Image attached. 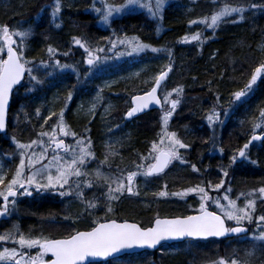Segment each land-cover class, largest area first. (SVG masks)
Here are the masks:
<instances>
[{"label": "trees", "instance_id": "trees-1", "mask_svg": "<svg viewBox=\"0 0 264 264\" xmlns=\"http://www.w3.org/2000/svg\"><path fill=\"white\" fill-rule=\"evenodd\" d=\"M80 1L82 0H62V11L59 14V19L55 21V23L60 24V27L57 28L54 26L53 20L49 19L48 14H44L43 18H37L41 11L40 2L42 1L40 0H0V26L8 25L14 31L32 29V36L25 42L24 47V56L30 61L49 60L46 51L49 45L58 50L57 53L61 54L59 57L67 58L63 53L69 52L71 57L76 60L83 57V51L73 43V37H80L83 40H88L89 43V38H93V41H105L104 44H106V39L110 35L109 29L93 30L94 36L89 35L87 30L92 28L90 27V20L84 19L86 15L79 17L80 19L74 14L67 15L69 10L75 12V9L78 8V4L72 2ZM115 1L124 2V0ZM224 3L232 6L243 5L247 9L244 19L237 23H224L215 30V33L203 25L188 24L191 19L210 15L214 9L219 8ZM252 3L264 5V0H215V2L210 0L204 2L202 6L189 3L182 7H177V2H173L165 7L157 27L151 18L142 19L144 23L137 20L138 17L144 16V13L128 17L127 22L131 23L130 29L119 30V37L137 36L141 41L153 47L171 49L172 57L170 60L166 51L160 53L147 51L136 57V60L130 62L127 59L129 64L119 66L124 71H130L133 67L138 69L142 64L146 65V69L139 71V75L121 80L105 90L106 94L115 100V105L110 109L109 118L106 117L107 121L105 122L107 124L114 119L117 121L113 127L114 131H110V134L103 138L107 141L111 139L116 141L112 146L115 151L117 150V154L109 157L110 164L113 166L111 170L115 175H118L119 172L116 170L126 166H134V162L136 164L141 163L139 157L141 155L147 156L151 143L159 139L158 134L161 133L162 128L161 116L163 111L167 110V105L163 109L146 112L130 121L124 119V113L130 106L131 95L147 90L158 72L166 68L169 63L172 64V70L163 85V93L170 92L177 86H183V93L181 103L169 120L168 131L176 132L184 143L190 145L189 148L180 150V153L190 164L174 163L160 176L147 179L150 180L148 181L150 186L147 188L143 189L144 182L140 183L139 195L127 197L124 200H115L110 205L111 213L107 211L108 205L101 207V205H105L104 202H101L100 207L95 212L88 213L86 210L83 212L81 208H74V205H79L77 201H72L69 205L65 198L53 197L47 192L43 194L35 192L37 195L32 199L24 196L18 198L17 202L21 205L20 211L23 215L19 223L23 225L22 232L25 236L33 238L65 237L78 230L91 229L95 226V221L105 218L138 220L143 226L149 225L156 217L153 214L155 207L152 208L151 206L158 204L153 203L148 206L149 203L145 201L143 206L138 201L129 204L126 201L144 195H148L150 199L154 193L163 189L165 185L163 178L168 175L173 177L178 172L176 168L179 166L184 171L183 177L209 176L212 174L210 182L213 185L220 182L222 174L219 161L222 163L225 162L224 159L230 160L235 150L247 141L252 134L251 120L259 115V109L264 108V80L258 81L254 91L242 102L230 105L231 94L243 88L250 79L253 68L264 61V48H261V45H264V8L250 9L248 6ZM230 19L239 20V16L234 14ZM157 28L160 29L159 32L156 31ZM34 30L38 31L39 35L34 36ZM85 30L86 33L82 34ZM197 32L202 33V43L181 42L186 34L191 36ZM56 57L57 55L54 59ZM117 63H120V60ZM84 81V86L78 93L87 98L92 89L96 87L97 80H92L91 83L86 79ZM47 86L44 81L42 86L37 85L34 89L26 75L22 81V86H17L13 92L8 118V133L12 131L14 134L11 137L6 134L0 135V156L4 158L5 164L11 167L10 172L15 171L20 159L19 155H15V143L12 137L15 136L16 141L28 143L38 139V134L42 131L51 132L52 127L57 124L58 115L53 116L45 123V118L48 116L45 113L46 100L42 101V99H45L49 94L50 89ZM76 91L77 89H74L73 93ZM217 96L220 98L217 110L221 113L220 120L223 123H218L215 126H221V138L216 139L215 145L212 143L211 154L198 161L197 155L201 158L206 150L202 146L200 149H194L192 146H195L194 143L197 140L208 139L205 135L209 136L210 127L205 116L213 105L217 104ZM34 97H37L35 103L34 101L30 102ZM172 98H175V93H173ZM39 100L42 103H38ZM37 107L39 116L35 117L34 112H37ZM225 109H227V115H224ZM56 113L59 114V112ZM15 117L18 119L17 121ZM96 122V118H90L89 120H82L76 125L72 121L70 112L64 113V123L68 130L74 132L75 137L79 139L87 138L84 136L85 133L81 134L85 130L91 137L92 150L97 152L98 158L102 161L104 160L102 158L103 153L105 156L109 149L105 144H102L104 146L101 145L102 138L96 129L97 127L95 128ZM208 129L209 131H207ZM257 132H260V129H257ZM219 147L224 149L221 154L216 151ZM9 154H14V156L9 158ZM191 159L194 162L197 161L194 164L199 172L192 170ZM252 160L257 163L252 164L250 162ZM227 171L231 172V176L228 181H225V188L226 185L227 188L231 187L234 199H237L241 192L247 193L252 189L264 186V142L253 143L248 150V160L236 163ZM12 175L9 174V178L7 177V180L4 181L5 185L12 178ZM214 177L218 178L215 179ZM202 180L182 179L177 182L180 184L170 183L166 190L169 193L177 192L179 188L188 187L189 184H200L207 188L208 181ZM226 189L221 190V194ZM212 192L214 191L209 190V193ZM235 193L237 194L235 195ZM20 196L18 195V197ZM189 198H191L193 205L192 207L185 206L186 213L183 214L192 213L198 209L197 202L193 201V197ZM237 201L240 204L245 203L243 197ZM212 208L215 209L214 206ZM151 213L155 217L146 223L145 218ZM261 214L264 215V202L258 199L255 215ZM84 217L86 219H83ZM253 225L255 222L247 225L250 228L249 234L243 237L190 240L189 242H195V247L185 254L176 255L175 258L167 256L169 251H172L173 248L175 250L178 247L176 245H183L184 243L164 244L155 251H143L90 264H211L212 261L221 257L236 258L240 261L247 260L249 264H264V245H258L251 257L246 255V252L253 250V243L249 239L250 234L254 232L251 228ZM7 227L6 223L0 222V229L8 230ZM36 251L38 249H34L32 253L35 254Z\"/></svg>", "mask_w": 264, "mask_h": 264}, {"label": "snow or ice", "instance_id": "snow-or-ice-1", "mask_svg": "<svg viewBox=\"0 0 264 264\" xmlns=\"http://www.w3.org/2000/svg\"><path fill=\"white\" fill-rule=\"evenodd\" d=\"M166 3L167 0H154V3L153 0H124V3L116 5L109 3L108 0H102L100 7L93 5V10L99 14L100 20L107 25L114 14H120L133 6L146 9L152 18L162 19ZM248 7L255 10L257 8H264V5L252 3ZM51 9L54 26L59 28L60 24L55 23V21L59 19V14L62 11V0H53ZM246 11L247 9L243 5L232 6L231 4L224 3L219 8L214 9L210 15L191 19L188 21V24L204 25L215 33V30L224 23L242 21ZM234 14L239 16V20L230 19ZM156 31L159 32L160 29L157 28ZM31 36V28L14 31L7 25L0 26V132L6 131V111L10 95L15 87L22 86L25 75L29 77L33 85L43 83L41 79L33 74L37 65L24 56L25 42ZM201 37L202 33L200 32L191 36L186 34L181 42L191 43L195 41L202 43ZM73 43L82 48L86 53L85 63L89 66V69L102 60L109 58L99 55V53L106 52L105 48H93L81 38L73 37ZM108 43L111 47L107 51L116 49L118 46H122L126 50L116 52L115 55L117 56L125 54L129 56L140 55L147 51L152 53L166 51L170 60L172 57L171 49L153 47L141 41L137 36L116 37V39H109ZM261 48H264V45H261ZM46 51L49 60H40L39 67H43L45 70L48 68H53L54 70L73 68V65L61 64L60 60L54 59L58 50L51 45L47 47ZM63 55L68 56L69 52H64ZM171 70L172 64L169 63L166 70H162L154 77V83L150 90L140 95H132L131 107L124 115V119H131L138 113L148 109L153 103L156 105H167V110L163 111L161 116L162 128L161 133L158 134L159 139L151 143L147 156L141 155L139 157L141 163L136 164L134 162L135 170L126 171L118 169V175H109L97 168L94 170L95 179H87L89 172L83 169L89 160L95 159L91 148L92 142L90 139L80 138L76 140L75 145H71L66 144L63 138L57 137V131L63 137H68L69 135L72 137L76 136L65 125V110L62 108L59 114L52 112L45 118V123H47L53 116L58 115L57 124L52 127L51 133L42 131L38 134V139L31 140L28 143L16 141V138L12 137L15 147L19 149L20 159L12 178L8 181L4 190H0V199L3 200V204L0 205V216L9 213V205H15V198L18 195L31 196L32 191L30 189H33V186L34 190L38 192L53 191L61 197L75 195L83 201L86 209H95L99 204L96 199H86L83 189H91L98 182H103V186L107 188L103 196L108 205L107 211L111 212V203L118 200L125 193L131 196L139 195V192L135 190V181L138 177L142 176L146 180L158 177L174 161L187 163L182 157L180 150L187 149L190 145L184 143L176 132L168 131L169 120L181 103L183 86L173 88L170 92H166L162 98L158 95L162 82L166 80ZM136 75L139 74L137 73ZM260 80H264V61H261L253 68L250 79H248L244 87L231 94L230 105L242 102L254 91L255 86ZM102 91L103 89L98 91L89 109L90 112L94 113L97 106L96 101L102 100L100 95ZM173 93H175V98H172ZM71 99L72 93L69 92L67 100L70 101ZM219 99V96H217V104L213 105L205 116L209 127L223 123L220 120L221 113L217 110ZM227 114V109H225L224 115ZM37 115H39V109H37ZM250 123L252 134L246 143L235 150L230 158L229 167L239 160H248V150L254 142H264V108L259 109V115L255 116ZM257 129H260L259 133H257ZM209 141L215 145V135L209 137ZM209 141H205V143ZM107 147L109 151L105 155L104 160L100 161V164L107 163L110 156L117 154L112 145L109 144ZM219 151L223 153L224 149L219 148ZM144 161L151 162L145 164L143 163ZM250 162L252 164L257 163L255 160ZM191 168L194 172H199L195 164H192ZM0 172H2V167H0ZM220 172L224 178L229 175L226 168L221 167ZM4 179L5 176L0 174V185L4 184ZM224 185L225 179L222 178L215 185L209 181L207 188L197 184L182 191L169 193L166 190L167 185L165 184L162 190L153 195L157 197L173 196L184 198L189 193H196L200 199L199 207L194 215L178 216L175 218H160L157 215L151 227L145 228L139 224L127 221L118 223L115 219H111L105 222L97 220L94 222L95 226L90 230L75 231L73 234L61 239H50L47 237L33 238L26 237L23 233H18V239H13V242L19 248L5 247L3 250H0V264H86V261L90 257L107 258L122 250L135 247L154 248L166 240L183 239L186 237L207 239L209 237H225L230 234H247L249 230L243 225L255 222L257 231L253 232L249 237L253 241V250L246 252V255L251 257L254 255L258 245H264V215H255L257 200L259 199L261 202H264V186L252 189L247 193L241 192L237 199L230 198L231 187H228L222 196L212 197L209 195V190L219 192L224 188ZM241 197L245 200L242 207L237 203V200ZM210 203L214 204L218 211H210ZM226 221L234 222L235 226H228ZM10 238H13L11 233L0 235V241H7ZM32 249H38L35 255L29 254V250ZM49 254L51 258L46 259ZM211 264H249V262L247 260L240 261L236 258L226 259L221 257L218 260L212 261Z\"/></svg>", "mask_w": 264, "mask_h": 264}, {"label": "rangeland", "instance_id": "rangeland-1", "mask_svg": "<svg viewBox=\"0 0 264 264\" xmlns=\"http://www.w3.org/2000/svg\"><path fill=\"white\" fill-rule=\"evenodd\" d=\"M40 1H42V2H40V5L42 7L51 8V5L53 4L52 0H45V2H44V0H40ZM85 1L86 0L80 1L83 3L81 4L80 7L78 6V8L75 9V13H76L77 17L79 18L80 13L83 12V13L87 14L88 12H90L95 17V20H97L98 29H100V30H108L109 29L110 35L106 39V41H107L106 44H104L105 41L104 42L103 41L102 42L96 41V40L93 41V38H89V41H90L89 45L92 46L93 48H96V47L105 48L106 52L99 53V55L102 57L107 56L109 58L102 60L100 63L96 64L94 67L89 69V66L85 63L86 53L83 55L82 58L76 59V60H74L69 54L67 57L70 58V60L67 59V61H66L67 63L64 62L63 58L59 57V56H61V54L57 53L56 55L59 58L56 57L55 59L60 60L61 64L73 65V68H68V69H63V70H61V69H55L54 70L53 68H48L47 70H45L43 67H39V63H37L34 60L35 61L34 64L37 65V67H36V70L34 71L33 74L36 75L39 79H41L43 81V83L45 81L47 85L48 84L51 85L48 96H46L45 99H42V101L46 100L45 113L47 114V116H49L50 113H52V112H55V113L60 112V110L63 108L65 110L64 113H66L67 111L70 112V114L72 116V121H74V123L76 125H78L79 122H81L82 120H89L90 118H96L97 122H96L95 128L97 127L96 129L98 130V133H99L100 126L105 125L104 122L107 121V119H105V121H104V118L109 116L108 113L110 112V109L112 108L113 105H115V100H113L109 95H107L105 90L116 85L121 80L136 76V74L139 71L146 69V65H144V64H142V66L138 69L133 67V68H131L132 70H130V71H124L123 69H121L119 67V63H117L119 60L122 61L123 57H127L131 62L132 60H136V57H138L139 55L129 56V55L125 54L123 56H117V55H115L116 52L126 51V50L122 46H118L116 49H112L111 51H107V49H109L111 47V45L108 43V40L109 39H116V37L120 36L119 30L126 31V29L130 27L131 23L127 22V20H129L128 17L130 15H136L139 13H144L143 14L144 16L138 17L137 20L144 23L143 20H146L145 17L151 18L155 21L156 27H157L160 19L150 17L148 11L144 8H140L138 6H133V7H130L129 9H126L124 12H122L120 14H114L113 17L110 18L111 24L109 23L106 25L100 20L99 14H97L93 10V8H87V4L90 2L93 4H96L97 7H100L102 0H93V1L90 0L89 2H87V4ZM209 1L210 0H167L165 7L168 4H171L173 2H177V7L178 6H181V7L187 6L189 3H194L198 6H202V4L204 2H209ZM108 2H109V0H108ZM109 3L119 5V4H122L124 2H120V1L116 2L115 0H112V2H109ZM153 3H154V0H153ZM81 7H85V8L83 9ZM125 21H126V23H125ZM129 29H128V31H129ZM91 30L90 29L87 30L88 31L87 34H89V35L92 34V36H94V32H93L94 28H92ZM36 33L38 34V32H36ZM84 33H86V30L82 32V34H84ZM122 37H124V36H121V38ZM30 66H32V65H30ZM85 79L89 83H91L92 80H98L96 87H95V89H92L90 96H88L87 98L80 96L75 101L73 107H71V102H73V98H74L75 94L78 93V91L81 88H83ZM43 83L40 84V86H42ZM77 83H78V85H77ZM31 84L33 85V83H31ZM33 86H34V89L37 87V85H33ZM74 89H77V91L75 93H73ZM100 89H103V91L100 93L102 100L96 101L97 106L95 108L94 113L90 112L89 109L91 108V106L95 100V97H96V95ZM69 92L72 93V99L70 101L67 100V96H68ZM163 95H164V93H163ZM38 103H42V102L39 100ZM57 105H60L61 108H58ZM36 109H38V107ZM34 115H35V117L39 116V115H37V112H35ZM15 120L17 121L18 119L15 117ZM48 131H51V130H48ZM214 132H215V136H216L215 138L217 139L218 137L216 134L218 132H217V130H215ZM49 133H51V132H49ZM82 133H85L84 136L91 139V137L88 136V133L85 130L83 132H81V134ZM13 134L14 133L12 131H11V133H6V135L9 137L13 136ZM56 135L58 138H63L65 141H67V144H71V145H75L76 140L79 139L77 137H72L71 135H69L68 137H63L62 134L59 133V131H57ZM115 143H116V141L112 140V139L108 140V141L102 139V144H105V145L106 144L112 145ZM102 146H104V145H102ZM219 148L216 151L218 152V154H221V152L219 151ZM37 151H39V149H37ZM92 151H93L95 158H96L97 152L95 150H92ZM102 151H103V148H102ZM116 153H117V150H116ZM49 155H51V153H49ZM62 155H63V153H62ZM103 155H104V153H103ZM103 155H102V158H105V156H103ZM12 156H14V154L10 155V157H12ZM182 157H184V156L182 155ZM95 160L96 159H91L89 161H95ZM111 162H112V160H111ZM176 162L179 164H183L179 161H174V163H176ZM89 163L90 162H88V164ZM219 163L221 164V166H219L220 168L223 167V168H226L227 170H230L232 168V165H231V167H229V165L226 163H225L226 164V166H225L224 162H222V163L219 162ZM0 167H2V172H0V174H3L5 177H7V175H8V178H9V174H14V172H15V171L14 172H8L9 167L7 165H5L4 158L1 156H0ZM112 167L113 166H111L110 160H108L107 163L99 164L98 166H95L93 169L88 168L87 172H89L90 175L94 176V170L99 168L102 172H104L106 174L115 175L113 173V171L111 170ZM179 168H180V166H179ZM179 168H176L178 170V172L176 174H174L175 176L174 175H173V177L170 175L165 176V178H163V180H164L163 183H165L168 186L170 183H177L178 181H180L182 179H186L188 176L183 177L184 171L181 170L182 167L180 168V170H179ZM117 169H118V167H117ZM116 171H118V170H116ZM211 175H209L210 176L209 180L203 179L202 181H208L209 182L211 180L210 179ZM190 178H192V176ZM214 178L216 179L218 177H214ZM87 179H89V178L87 177ZM90 179L94 180L95 177L94 178L91 177ZM140 179L144 181V177H142V176L138 177L135 181V190L138 191L139 193H140V190L138 189V187H139V184L142 183V182H140ZM226 181H228V180H226ZM145 184L148 187L150 186V183H148V182H144V185ZM177 184H180V183H177ZM194 186H195L194 184H192V185L189 184L188 187L179 188V191H182L186 188L194 187ZM4 187L5 186L0 185V190H4ZM204 187H206V186H204ZM100 188L102 189V193L100 195H97L96 190L100 189ZM226 188H227V185H226ZM226 188L224 185V188H222L221 190L226 189ZM30 190L32 191L31 196L21 195L18 198H21L24 196V197H29L30 199H32L35 197V195L43 194L46 192L53 197L54 196L55 197H61L60 195H58L56 192H53V191L38 192V191L34 190V186H33V189H30ZM221 190H220V192L214 191L212 193H209V195L212 197L222 196L224 194V192L221 194ZM106 191H107V188L103 186V182H98L97 185L92 187L91 189H89V188L83 189L84 197L86 199H89V200L96 199L97 203L99 204V206L97 208L100 207L101 202H104V204H105V205H101L102 208L107 205V203L105 202V198L103 196V193H105ZM35 192H37V194H35ZM193 194H194V200L196 202L198 201L197 205L199 207L200 199H199V195H197L196 193H189L186 197H184L185 199L180 198V197L169 198V197H157V196H152L153 198L150 197V199H149L148 195H146V196L144 195V196H141L140 198H130L128 201H126V203L129 204V203H133V202L138 201L143 206L145 204V201L149 203L148 206H150L153 203H157L158 205L151 206L152 208L155 207V208H153L155 210V212H153V214H155V216H157V215L158 216L159 215L160 216L181 215L183 213H186V207H192L193 202H191L192 200L189 197H192ZM236 194L237 193H235V195ZM229 195L232 199H234L231 192L229 193ZM127 197H131V196H128L125 193L118 200H120V199L124 200ZM62 198H65L67 203H69V205H70V202L77 201L79 203V205H74V208H81V210L83 212H84V210H86V212L92 213V212H95V210L97 209V208L86 209L83 201L81 199L77 198L75 195L64 196ZM186 198L190 201H188ZM17 199H16V204L14 206L12 205L10 212L7 215H3L0 217V222L3 221L7 225L14 224L11 227V229H9V228H8V230L7 229H0V235H8L11 233L13 236V238L8 239L7 241H0V250H3V248H5V247H8V248L17 247V248H19V246L13 242V239H18V233H23L22 228H21L22 225L20 227V225L15 224V221H17V223L20 224L19 220H21L23 218V215L20 211L21 205L19 204V202H17ZM112 203H114V201ZM112 203H111V205H112ZM148 203H146V204H148ZM237 203L241 207L244 205V203L240 204L239 201H237ZM211 205L215 207L214 204H211ZM153 214L151 213L145 218L146 223L150 222L152 220V217H155ZM88 215H90V214H88ZM141 215H142V213H141ZM151 215H153V216H151ZM83 219H86V218L84 217ZM229 223H230V225L234 224V222H229ZM246 224L248 225V223H245L244 225H246ZM252 224H254V222ZM17 226H18V228L16 229ZM251 228L253 229L254 232L257 231L256 224L251 226ZM12 229H16V230H12ZM251 234H250V236H251ZM26 237H28V236H26ZM251 242L253 243V241H251ZM194 244H195V242L192 241V242H186L183 245H176V247L177 246L178 247L175 250H173L174 248L171 249L172 251H169V254L167 256H169V258H175L176 255L179 256L178 254H185L187 251H189L195 247ZM32 251H34V249L29 250V254L35 255L32 253ZM162 261H163V259H162ZM206 261L208 262V259Z\"/></svg>", "mask_w": 264, "mask_h": 264}, {"label": "bare ground", "instance_id": "bare-ground-1", "mask_svg": "<svg viewBox=\"0 0 264 264\" xmlns=\"http://www.w3.org/2000/svg\"><path fill=\"white\" fill-rule=\"evenodd\" d=\"M85 20H87L86 18H84ZM49 86H47V88L48 89H50L51 87V85L50 84H48ZM82 97V95H81V93H76L75 94V96H74V98H73V102H71V107H73V105H74V103H75V101L79 98V97ZM37 100V97H34V99L32 98V100L30 101V102H33L34 101V103H35V101ZM57 107L59 108L60 107V105H57ZM35 113V112H34ZM137 117V116H136ZM136 117H134V118H136ZM134 118H132V119H134ZM132 119H125L126 121H130V120H132ZM104 121H105V118H104ZM116 120L114 119V120H112V121H110V122H108L107 124H106V122H104V124L105 125H103V126H100V131H99V133H100V135H101V138L103 139V138H105V136L106 135H108V134H110V131L112 132V131H114V129H113V127L115 126V124H116ZM111 126H112V129H111ZM207 131H209V129L207 130ZM205 133V132H204ZM213 135H215V132H214V130H212L211 128H210V131H209V136L208 135H205L208 139H209V137H211V136H213ZM208 139H201V140H197L194 144H195V146H192L194 149H197V148H199L200 149V146H202V148L203 149H205L206 151L204 152V154L201 156V158H199L198 157V155H197V160L198 161H201V159L204 157V156H209L210 154H211V149H213V146H212V142L211 141H209ZM104 140V139H103ZM199 141H201L200 142V144H199ZM205 141H209V142H207V143H205ZM101 145H102V143H101ZM106 146H107V144H106ZM210 147V148H209ZM192 160V159H191ZM190 160V161H191ZM88 162H90L89 164H88ZM87 162V165H86V167L83 169V170H85V171H88L87 169L89 168H91V169H93L95 166H98L99 165V163L98 162H96V161H88ZM193 164L196 162L197 163V161H191ZM91 177H93L94 178V176L93 175H90L89 174V176H88V178L90 179ZM101 189V188H100ZM100 189H97L96 190V193H97V195H100L101 193H102V189L100 190ZM161 189H162V187H161ZM20 225V227H21V225H22V223H20L19 224ZM19 227V228H20ZM21 228H23V225H22V227Z\"/></svg>", "mask_w": 264, "mask_h": 264}, {"label": "water", "instance_id": "water-1", "mask_svg": "<svg viewBox=\"0 0 264 264\" xmlns=\"http://www.w3.org/2000/svg\"><path fill=\"white\" fill-rule=\"evenodd\" d=\"M170 73V72H169ZM169 73H168V75H169ZM168 77V76H167ZM167 79V78H166ZM165 81H163L162 83H164ZM14 90V89H13ZM140 94H143V92L142 93H138V94H135V95H140ZM158 95H159V90H158ZM11 98H12V93H11V95H10V99H9V104H8V107H7V111H6V127H7V120H8V114H9V110H10V106H11ZM156 108H162V105H156L155 103H153V104H151L150 106H149V108L148 109H146L145 111H143V112H141V113H138L137 115H135L134 117H136V116H139V115H141V114H143V113H145V112H147V111H149V110H153V109H156ZM133 117V118H134ZM132 119V118H131ZM4 132V131H3ZM1 133V132H0ZM210 211H212V210H210ZM196 214V213H195ZM190 215H194V214H190ZM175 217H178V216H171V217H160V218H175ZM179 217H183V216H179ZM111 220V219H110ZM116 220V219H115ZM118 223H122V222H124V221H127V222H129V223H136V222H132V221H128V220H124V221H119V220H116ZM102 222H105V221H102ZM154 222V221H153ZM136 224H138V223H136ZM153 224V223H152ZM152 224L150 225V226H148V227H151L152 226ZM140 225V224H139ZM141 226V225H140ZM142 227V226H141ZM244 227H246V226H244ZM146 228V227H145ZM81 231H88V230H81ZM230 235H233V234H230ZM229 236V235H228ZM188 237H186V238H183V239H176V240H166V241H162L161 242V244H163V243H166V242H175V241H182V240H184V239H187ZM210 238V237H209ZM215 238H221V237H215ZM57 239H61V238H57ZM193 239H203V238H193ZM160 244V245H161ZM160 245H157L156 247H154V248H147V247H143V248H141V247H135V248H132V249H125V250H122L121 252H118V253H116V254H113L112 256H110V257H107V258H104V257H90V258H88V260L86 261V264H88V263H91V262H99V261H104V260H108V259H112V258H114V257H118V256H121V255H124V254H129V253H134V252H139V251H144V250H155V249H157ZM50 255V254H49Z\"/></svg>", "mask_w": 264, "mask_h": 264}, {"label": "flooded vegetation", "instance_id": "flooded-vegetation-1", "mask_svg": "<svg viewBox=\"0 0 264 264\" xmlns=\"http://www.w3.org/2000/svg\"><path fill=\"white\" fill-rule=\"evenodd\" d=\"M93 5H95V7H97V5L96 4H93V3H88L87 4V8H93ZM69 10V9H68ZM67 10V11H68ZM70 14H74V16H77L76 15V13L74 12V11H68L67 12V15H70ZM83 15H86L85 16V18H87L88 20H90L89 22H90V27L91 28H94V31H97V30H99L98 29V26H97V20H95V17L90 13V12H88L87 14H85V13H80L79 14V17H82ZM96 25V26H95ZM97 33V32H96ZM99 39V38H98ZM82 51H83V53L85 54V52H84V50L82 49ZM212 130L214 129V126L213 127H210ZM216 150H218V148L216 149ZM223 161V160H222ZM224 164L226 163V164H228L229 165V163H230V160H228V159H224ZM203 162H205V160H203ZM219 162H221V161H219ZM238 162H240V160L239 161H237L236 163H238ZM149 163V162H148ZM236 163L235 164H233L232 166H234V165H236ZM229 173V175H228V177H226V178H224V177H222L223 179H225V180H228L229 179V177L231 176V172H228ZM191 176H189V177H187V178H189L190 180H199V179H204V180H209V177L210 176H201V175H198V176H192V178H190ZM148 181H150V180H146L145 178H144V181H142V182H148ZM148 186H146V184L142 187L143 189L144 188H147ZM127 194V193H126ZM128 195V194H127ZM128 196H131V195H128ZM131 197H134V196H131ZM141 197V196H140ZM192 197H194V194L192 195ZM139 198V197H138ZM3 203L1 202L0 203V205H2Z\"/></svg>", "mask_w": 264, "mask_h": 264}]
</instances>
